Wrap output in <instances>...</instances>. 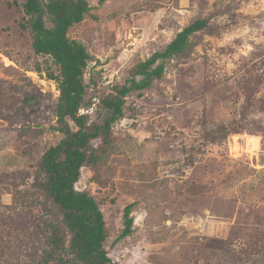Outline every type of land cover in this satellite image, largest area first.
Returning <instances> with one entry per match:
<instances>
[{"label": "rangeland", "instance_id": "rangeland-1", "mask_svg": "<svg viewBox=\"0 0 264 264\" xmlns=\"http://www.w3.org/2000/svg\"><path fill=\"white\" fill-rule=\"evenodd\" d=\"M14 1L0 0V264H37L48 223L63 215L33 182L42 155L63 137L54 126L63 124L58 85L35 70L31 30L21 27L27 15ZM88 2L68 34L94 57L85 78L100 81L98 90L123 82L193 21L210 19L188 55L166 60L162 79L127 98L112 145L76 184L100 203L109 258L264 264V240L257 253L245 252L264 239V0ZM28 95L39 103L25 104ZM82 110L96 119L93 108ZM251 136L259 147L250 149ZM133 202L134 232L114 244Z\"/></svg>", "mask_w": 264, "mask_h": 264}, {"label": "trees", "instance_id": "trees-1", "mask_svg": "<svg viewBox=\"0 0 264 264\" xmlns=\"http://www.w3.org/2000/svg\"><path fill=\"white\" fill-rule=\"evenodd\" d=\"M14 3L27 15L23 17L21 27L31 30L32 48L39 57L34 62L35 70L45 72L47 78L58 85L60 96L56 115L58 122L63 124L62 127L54 126L63 137L42 155L33 182L39 193L63 215L61 220L56 217L48 223L46 239L42 242L44 248L37 264H121L108 256L106 242L110 230L100 203L89 191L80 190L76 184L83 176L84 167H95L112 145L113 125L124 115L127 98L136 93L142 95L155 80L162 79L166 60L188 55L194 45L191 37L205 30L210 19L193 21L162 50L137 63L123 82L111 84L108 90H98L96 87L100 81L90 77L86 83L85 78L94 57L83 43L68 34L71 27L86 18L91 9L88 0H21V3L15 0ZM9 6L13 4L9 3ZM25 17H29L27 21ZM41 59L42 62L38 61ZM90 88L94 92L88 93ZM38 99V95H28L24 102L39 103ZM91 108L97 114L94 120L89 113H81V109L87 111ZM226 127L219 129L230 131ZM99 138L101 146L95 147L93 141ZM134 207L135 202L124 207V227L114 244L134 232ZM263 240H254L252 250L245 252L257 253ZM217 242L219 244L207 246V257L214 255L217 247L226 245L229 238H220Z\"/></svg>", "mask_w": 264, "mask_h": 264}, {"label": "bare ground", "instance_id": "bare-ground-1", "mask_svg": "<svg viewBox=\"0 0 264 264\" xmlns=\"http://www.w3.org/2000/svg\"><path fill=\"white\" fill-rule=\"evenodd\" d=\"M259 137L257 136H251L248 139V146L250 147V149L259 147Z\"/></svg>", "mask_w": 264, "mask_h": 264}, {"label": "clouds", "instance_id": "clouds-1", "mask_svg": "<svg viewBox=\"0 0 264 264\" xmlns=\"http://www.w3.org/2000/svg\"><path fill=\"white\" fill-rule=\"evenodd\" d=\"M81 113H84V110L81 109Z\"/></svg>", "mask_w": 264, "mask_h": 264}]
</instances>
